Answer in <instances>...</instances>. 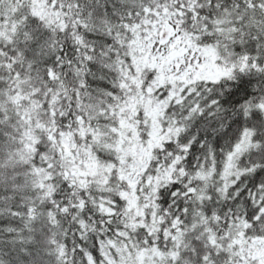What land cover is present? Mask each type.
Segmentation results:
<instances>
[{
	"label": "snow or ice",
	"instance_id": "obj_1",
	"mask_svg": "<svg viewBox=\"0 0 264 264\" xmlns=\"http://www.w3.org/2000/svg\"><path fill=\"white\" fill-rule=\"evenodd\" d=\"M0 264H264V0H0Z\"/></svg>",
	"mask_w": 264,
	"mask_h": 264
}]
</instances>
